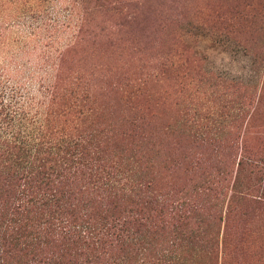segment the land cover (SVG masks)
Segmentation results:
<instances>
[{"label":"rangeland","instance_id":"1","mask_svg":"<svg viewBox=\"0 0 264 264\" xmlns=\"http://www.w3.org/2000/svg\"><path fill=\"white\" fill-rule=\"evenodd\" d=\"M0 23V65L19 52L1 78L21 99L43 97L36 62L59 68L51 109L91 87L99 114L85 125L108 128V151L145 121L155 156L226 160L230 185L243 153L261 168L245 164L248 197L264 202V0H0ZM250 202L236 263L264 264V203Z\"/></svg>","mask_w":264,"mask_h":264},{"label":"trees","instance_id":"2","mask_svg":"<svg viewBox=\"0 0 264 264\" xmlns=\"http://www.w3.org/2000/svg\"><path fill=\"white\" fill-rule=\"evenodd\" d=\"M14 60L0 65V264H238L254 212L246 207L264 203L243 180L245 164H257L241 153L230 185L226 160L181 153L165 162L145 121L108 151V128L85 125L99 114L91 87L52 110L59 68L38 61L28 72L41 79L35 105L20 98L18 80L1 78Z\"/></svg>","mask_w":264,"mask_h":264}]
</instances>
